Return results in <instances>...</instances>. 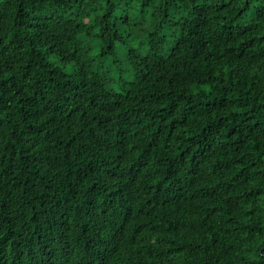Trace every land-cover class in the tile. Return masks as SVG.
Returning <instances> with one entry per match:
<instances>
[{"label": "trees", "instance_id": "1", "mask_svg": "<svg viewBox=\"0 0 264 264\" xmlns=\"http://www.w3.org/2000/svg\"><path fill=\"white\" fill-rule=\"evenodd\" d=\"M0 264H264V0H0Z\"/></svg>", "mask_w": 264, "mask_h": 264}, {"label": "rangeland", "instance_id": "2", "mask_svg": "<svg viewBox=\"0 0 264 264\" xmlns=\"http://www.w3.org/2000/svg\"><path fill=\"white\" fill-rule=\"evenodd\" d=\"M166 51V50H164ZM124 52H125V48L123 46L118 47L116 54H114L115 59L113 60L111 58H108L106 60V65L112 67L114 74H117L119 72V69L117 68H125L126 67V63L124 61ZM68 69H70V67L68 66ZM130 77V75H127ZM111 86L115 85V82H111L110 83Z\"/></svg>", "mask_w": 264, "mask_h": 264}]
</instances>
